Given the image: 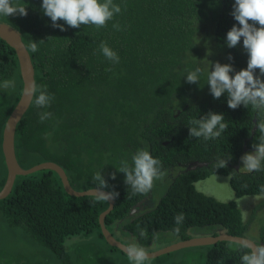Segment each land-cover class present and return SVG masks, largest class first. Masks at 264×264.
<instances>
[{
	"label": "trees",
	"instance_id": "16d2710c",
	"mask_svg": "<svg viewBox=\"0 0 264 264\" xmlns=\"http://www.w3.org/2000/svg\"><path fill=\"white\" fill-rule=\"evenodd\" d=\"M113 2L121 12L102 28H72L62 20L57 23L65 31L53 28L51 19L43 14L42 0H12L13 5L26 7L27 16L0 15V23L13 28L29 52L36 87L46 86V92L54 97L50 106L38 107L33 96L17 124V163L27 170L53 162L64 170L76 191L95 189L93 177L101 171L107 190L119 193L104 225L145 248L154 247L162 234L171 237L163 244L168 245L219 233L250 238L257 246H264V222L257 228L254 220L264 203L256 205L244 221L235 202H218L195 188L197 182L213 175L225 176L235 198L264 196V162L261 170L254 172L240 163L242 156L254 152L253 145L264 142L260 130L264 109L251 104L230 109L227 94L214 98L207 84L211 64L207 60L213 53L223 59V65H232V76L247 68L243 38L235 48L226 44L228 31L239 26L231 15L235 0ZM30 41L38 42V51H31ZM102 42L118 54L119 63L104 57ZM196 68L201 69L199 83L189 84L186 75ZM5 81H15V87L4 88ZM21 91L15 52L0 39V190L7 175L2 131ZM45 112L52 115L41 122ZM209 112L222 114L227 129L215 139L191 137L190 121ZM141 149L159 159L165 173L154 181L153 195L156 186L165 185V191L148 212L131 217V209L147 193L133 192L125 184V174L118 170L121 161L131 166L132 156ZM220 159L228 160L225 168L216 167ZM191 162L206 165L185 170ZM113 173L115 180L111 179ZM167 173H171L170 180ZM107 207L108 202L95 197L69 196L55 172L42 170L16 177L11 193L0 200V221L23 230L32 244L48 248L55 257L53 264H108L110 259L133 263L122 251L109 246L101 234L98 219ZM180 213L184 220L177 225L174 218ZM177 227L178 235L173 231ZM77 237L79 241L93 238L100 242L97 246L86 244L81 261L74 254L79 241L66 245ZM190 249L193 264H242L241 257L251 252L226 241ZM172 253L157 260L171 258ZM0 264L24 263L2 258Z\"/></svg>",
	"mask_w": 264,
	"mask_h": 264
},
{
	"label": "clouds",
	"instance_id": "9594fccd",
	"mask_svg": "<svg viewBox=\"0 0 264 264\" xmlns=\"http://www.w3.org/2000/svg\"><path fill=\"white\" fill-rule=\"evenodd\" d=\"M41 8L43 14L51 19L52 27L59 28L61 31L66 29L57 23L60 20L72 28H80L81 25L102 28L121 12V7L113 0H42ZM27 14L26 7L19 4L13 5L12 0H0V15L10 17L27 16ZM231 15L239 26L233 25L228 31L226 44L229 48H235L243 38V47L248 54L247 68L232 76L230 73L235 70L231 64L221 65L216 62L212 65L214 70L208 74L207 84L210 93L217 99L226 93L227 105L233 110L241 105L246 107L249 104L258 109H264V79H262L264 77V0H235ZM113 27L117 30L120 28L118 24H114ZM29 47L32 52L38 51V42L30 41ZM100 51L107 60L114 64L119 63L120 57L106 43L100 44ZM228 59L232 60V57L229 56ZM257 69H259V75H256ZM107 70L111 71V68ZM200 73V68L188 72L187 82L198 84ZM3 87H15V81H5ZM37 92H39L38 96ZM25 94L29 97L36 96L35 104L38 107L50 106L54 99L46 92V86L44 89H38L35 84L26 87ZM51 115L49 112L42 113L41 122L50 118ZM224 121L222 114L209 112L201 119L190 121L193 126L189 128V134L191 137H203L205 140L218 138L228 127ZM260 130L264 132V125L260 126ZM253 148L254 152L241 157L243 168L248 172L261 170L262 162H264V142L253 145ZM227 164L228 160L220 159L216 167L225 168ZM161 168L159 159L153 158L148 150L141 149L132 156L131 166L126 161H121L118 171L125 174V184L133 192L146 194L152 189L155 180L163 178L165 173ZM111 179H116L115 173L111 175ZM93 180L97 184L93 192L96 193L94 196L97 201L109 202L119 197V193L115 190H107L109 185L101 171L94 175ZM174 219L179 225L184 220V214L180 213ZM173 231L178 235L179 227ZM154 236L158 234L154 233ZM242 246L251 248L250 253L241 257L242 264H264V246H252L246 242ZM124 251L133 264H144L150 259L149 250L136 242L128 243Z\"/></svg>",
	"mask_w": 264,
	"mask_h": 264
},
{
	"label": "water",
	"instance_id": "95a60500",
	"mask_svg": "<svg viewBox=\"0 0 264 264\" xmlns=\"http://www.w3.org/2000/svg\"><path fill=\"white\" fill-rule=\"evenodd\" d=\"M0 39L4 41L11 49L14 50L18 61L20 78L22 81V91L20 94V98L16 106L8 116L2 131L1 151L4 158V165L6 168L7 175H6L5 183L2 189L0 190V200L5 199L11 193L16 177L27 176L29 174H33L35 172L42 170H50L55 172L61 180L64 191L69 196L95 197L94 195H96V193H93L94 189H88L85 191L74 190L70 186L64 170L53 162L40 163L27 170L22 169L17 163L15 157V151H14L15 129L17 124L20 122L21 118L29 108L33 98V96L29 97L25 94V88L35 84L34 68L31 62L29 52L27 51L25 45L23 44L20 35L13 28L8 26L7 24L0 23ZM205 165H206L205 163L193 162L189 166H185V170L192 171L195 170L196 168L204 167ZM113 206H114V201H109L107 209L100 214L98 223L100 226L101 234L104 237L106 243L109 246L115 247L120 251H122L124 254H126L124 251L125 245L117 241L110 234V232L107 230L106 226L104 225L105 216L112 211ZM133 211L134 209L132 208L131 212ZM222 241L235 243L241 246L246 242L249 245L257 246V244L249 238L236 237V236L228 235L226 233H219L216 236H200V237H194L188 240L172 243L156 251L149 252V258L154 259L159 256L169 254L175 251H179L182 249L209 246ZM248 249L251 250V248Z\"/></svg>",
	"mask_w": 264,
	"mask_h": 264
},
{
	"label": "rangeland",
	"instance_id": "374dc122",
	"mask_svg": "<svg viewBox=\"0 0 264 264\" xmlns=\"http://www.w3.org/2000/svg\"><path fill=\"white\" fill-rule=\"evenodd\" d=\"M216 62H219L221 65H223V59L218 58L213 53L211 55V60H207L208 64L211 63L209 66L210 69H208L209 72L211 70H214L212 68V65H214ZM164 187L165 185H160L159 187H156V192L154 195L155 201L153 202V205L156 204L159 198L163 195L165 191ZM195 188L197 191L212 197L218 202H230V201L235 202V204L241 211L242 218L244 221H247L250 218L252 214V210L255 208L256 205L260 203L261 204L264 203L263 196H245L242 198H235L229 184V178L225 176L213 175L203 181L197 182L195 184ZM254 220H255V226L258 224L257 228L260 225L259 224L260 222H264V204L260 205V209L255 213ZM111 233L117 241H119L125 246L128 243L136 242L135 240H132L127 236H124L116 229H112ZM169 238H171L169 235L162 234L158 236V241L160 242H157L154 245V247H152V245L149 246L147 249L154 248L152 251H156L166 246L163 244L165 240ZM76 240L79 241V238L77 237L68 240L66 242V245H71ZM99 243L100 242L95 241L93 238L90 239L83 238L77 243L76 245L77 249L75 250L74 254H76V256L79 257L78 258L79 261H81L82 258L81 254L84 246L86 244H90L91 246H97ZM191 252L192 249L190 248L182 249L172 253L171 258L165 257V258H160L159 260H157V258L149 259L145 261L144 264H193L192 262L193 255H190ZM2 258L13 259L14 261L17 260L24 264H53L55 261V257L53 253L48 248L41 245L32 244L28 238V235L25 234L23 230L19 228H14V229L9 228L7 225L3 224L0 221V260H2ZM108 264H119V261L117 259H110ZM130 264L133 263L130 262Z\"/></svg>",
	"mask_w": 264,
	"mask_h": 264
},
{
	"label": "flooded vegetation",
	"instance_id": "af4514ba",
	"mask_svg": "<svg viewBox=\"0 0 264 264\" xmlns=\"http://www.w3.org/2000/svg\"><path fill=\"white\" fill-rule=\"evenodd\" d=\"M242 161H240L241 163ZM193 163V162H191ZM191 163L186 164V166H189ZM180 167V166H179ZM181 168V167H180ZM184 168H181V171H183ZM235 170H238V167L235 166ZM180 171V172H181ZM179 172V173H180ZM167 177L170 180L171 179V173H167ZM157 187V186H156ZM153 193L150 190L147 195L143 196L142 198H140L135 205L133 206L134 211L129 213V216L134 217V216H141L144 213L148 212L151 208H153L156 204L153 205L154 197H153ZM157 203V202H156ZM116 229V228H114ZM108 230V229H107ZM117 230V229H116ZM109 231V230H108ZM110 232V231H109ZM110 234L112 235V233L110 232ZM113 236V235H112ZM170 245V244H169ZM167 246V245H166ZM165 247V246H164ZM163 248V247H162ZM161 249V248H160Z\"/></svg>",
	"mask_w": 264,
	"mask_h": 264
}]
</instances>
